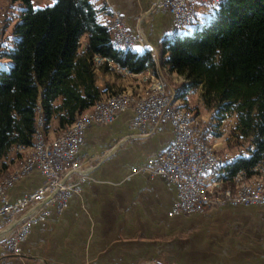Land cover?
Returning <instances> with one entry per match:
<instances>
[{
  "label": "crops",
  "instance_id": "obj_1",
  "mask_svg": "<svg viewBox=\"0 0 264 264\" xmlns=\"http://www.w3.org/2000/svg\"><path fill=\"white\" fill-rule=\"evenodd\" d=\"M162 1L107 0L97 17L102 23H110L111 16L103 10L119 14L127 31L136 37L130 48L136 52L156 50L157 54L161 38L175 29ZM30 2L36 7L43 0ZM90 2L100 9V3ZM210 14L211 10L200 11L189 30ZM6 21L7 16L0 48L12 46V39L4 37ZM86 42L84 34L78 53L85 49ZM165 56L160 54L162 59ZM153 60L152 68L138 72L143 77L163 73L168 87L177 91L176 101L187 104L190 87L186 86L185 75L170 70L166 64L159 65L157 56ZM115 64L113 61L93 68L100 94L131 93L145 87L143 83L138 88L141 80L118 72ZM194 91L198 96L200 87H194ZM131 117L132 110L128 108L109 123L85 127L74 155L79 165L72 179H80L76 190L59 213L51 203L44 204L43 209L48 210L44 223L31 226L20 242L18 255L6 252L0 242V264H40L36 256L52 264H264V204H224L202 213L169 214L175 199L174 187L157 174H129V168L161 151L173 137V128L166 120L133 127ZM56 132V120L51 119L46 135L52 137ZM224 138L208 143L224 147ZM11 155L0 178L19 163L20 159ZM261 176L264 178V173ZM41 182L39 171L32 169L5 188L6 196L14 198ZM3 221L0 218V223Z\"/></svg>",
  "mask_w": 264,
  "mask_h": 264
},
{
  "label": "trees",
  "instance_id": "obj_2",
  "mask_svg": "<svg viewBox=\"0 0 264 264\" xmlns=\"http://www.w3.org/2000/svg\"><path fill=\"white\" fill-rule=\"evenodd\" d=\"M19 1L23 6L11 26L12 46L0 48V58L9 61L0 67V159L15 144L35 143L37 117L42 133L51 119L60 132L100 99L93 54L131 72L154 64L150 49L121 48L90 0H53L42 7ZM84 34L86 47L78 53ZM161 53H166L163 59ZM157 61L184 74L186 86L200 87L198 98L211 111L203 139L204 132L233 116L224 142L236 152L222 170L251 165L264 147V0H219L189 32L164 35ZM246 151L250 155L242 156ZM5 167L2 161L0 171Z\"/></svg>",
  "mask_w": 264,
  "mask_h": 264
},
{
  "label": "built area",
  "instance_id": "obj_3",
  "mask_svg": "<svg viewBox=\"0 0 264 264\" xmlns=\"http://www.w3.org/2000/svg\"><path fill=\"white\" fill-rule=\"evenodd\" d=\"M206 2L163 0L162 5L170 14L175 27L193 21L203 11ZM2 4L0 2V42L3 34L1 15H6ZM115 23L117 41L132 45L136 37L127 31L119 14ZM91 61L94 67L113 62L109 57L98 54H93ZM115 69L122 70V74L136 75L138 80L143 77V73L131 72L117 64ZM166 93H171V88H166L163 81H156L147 90L139 92V95L118 94L111 101H103L100 94V104L95 109V115L88 118H78L76 115V129L64 131L61 139L53 140L52 145L43 144L37 117L36 156L30 157L29 163L22 168L14 169L13 175H5L0 179V218L4 219L0 223V231L4 230L0 234V242L4 249L17 253L20 242L31 226L35 222L44 223L48 212L43 209L44 204L51 203L53 210L58 212L71 192L76 190L80 179H72L79 165L74 155L82 142L85 127L90 123H109L117 113L128 108L132 110L130 125L133 127L147 121L166 120L173 128V137L161 151L129 168V174H157L174 187L175 199L169 214L202 213L209 207L224 204H264V178L261 176L264 173V147L251 165L232 171L227 169L226 177H218L221 165L233 158L234 153L205 141L201 136L205 126L200 125L197 116L190 109L174 107L171 102H166ZM21 146L24 145L12 146L14 159L21 155ZM250 153L246 151L242 156ZM32 169L39 171L42 182L21 195L8 198L5 188Z\"/></svg>",
  "mask_w": 264,
  "mask_h": 264
},
{
  "label": "rangeland",
  "instance_id": "obj_4",
  "mask_svg": "<svg viewBox=\"0 0 264 264\" xmlns=\"http://www.w3.org/2000/svg\"><path fill=\"white\" fill-rule=\"evenodd\" d=\"M0 2H3V6H5V9H6V15H3V16H1V24H3L4 23V21H5V17L7 16V20H8V22H7V25H5V27H4V37H5V39L6 40H9V39H12V34H11V26H12V24L17 20V17H18V13H19V10H20V8L23 6V4L21 3V1H19V0H0ZM53 2V0H43V2L42 3H40V4H38V6H36V7H42V6H44V5H48V4H51ZM97 2V1H96ZM98 3H100V2H98ZM106 3H107V0H103V1H101V5L103 6V7H105L106 6ZM213 8L214 7H212L211 5H207V6H205L204 7V10L203 11H207V12H209L210 10L212 11L213 10ZM107 13L111 16V20H110V23H109V27L111 28V26L113 25L112 23H114L115 22V19H117V17H118V15H113L111 12H109V11H107ZM195 20V19H194ZM193 20V21H194ZM189 25H185V26H183L182 27V30L183 31H190L189 29H190V27H188ZM112 30V29H111ZM174 30H176V31H179V30H181V29H178V28H175ZM114 38V37H113ZM116 42V41H115ZM131 47V46H130ZM121 48H126V47H121ZM151 53H152V55L153 56H157V54H156V50L155 51H152L151 50ZM8 64H9V61L6 59V58H4V57H1V59H0V67H7L8 66ZM118 72H120L121 73V70L120 69H116ZM157 74L159 75V76H157ZM161 76V77H160ZM156 77V78H155ZM157 78H161L162 80H163V82H165V87L167 88V78H166V76L163 74V73H161V72H156V74L155 75H153V76H150V77H146V76H144V77H142V79H141V83H140V86L138 87V88H141V87H143L144 86V84H145V87L142 89V90H137V91H135V92H131V93H127V92H110V93H108V94H104V95H102V99L105 97V98H107V97H109L110 95H113V94H122V95H135V94H138L139 95V92H143V91H145V90H147L151 85H152V82L154 81V80H156ZM134 80L136 81L137 80V78H134ZM144 83V84H143ZM138 85H139V83H138ZM137 87V84L135 85V87H134V89ZM120 90H125V88H123V89H120ZM127 90V89H126ZM129 90H133V89H129ZM175 91H176V89H175ZM175 91L174 90H172V93H169V94H174V99L176 100V94H175ZM187 93H188V96H189V102L186 104V103H184L183 105L182 104H180L179 103V105L181 106L182 105V107H184V108H186V109H189V108H191L190 110L197 116V118L200 120V125H204L205 126V128L206 127H208L209 126V128H210V125H209V119H210V114H211V111L210 110H207V109H205L203 106H202V104H201V102H200V100H199V98H198V96L196 95V93H195V91H194V88L192 89V88H189L188 90H187ZM99 101H100V99L98 100V101H96L95 102V104L92 106V107H90V109H89V113H93V112H95V109H97L98 108V103H99ZM178 103V102H177ZM185 105V106H184ZM233 120H234V118H233V116L231 117H228V118H226V119H223L222 121H221V123H220V125L219 126H217V127H215V129L211 132V131H206V132H204L203 133V137H204V139L207 141V142H210L209 140H212V141H218V140H222L221 138L223 137V136H226L227 135V130H228V128L232 125V123H233ZM41 121V120H40ZM39 121V122H40ZM63 131V130H62ZM62 131H60V132H58V130H57V134L55 133V135L54 136H52V137H50V136H47L46 134H44V135H42L43 136V138H42V142H44V144H49V143H51V141H52V139L54 138V137H57V136H59L60 134H62L61 132ZM218 136H221V137H218ZM37 139H38V132H36V141H37ZM224 140V139H223ZM36 141H35V143L31 146V148H29V146L28 147H22V157L20 158V157H18L17 159H20L19 160V163L16 165V166H14V167H17L19 164H20V161H21V164L19 165V167H17V168H15V169H20V168H22L24 165H26L27 163H28V161H29V159H30V157H31V153H34L36 150H37V145H36ZM223 146V145H222ZM221 148H223V147H221ZM224 148H226V149H228V150H230L231 152H236L235 151V148H230V147H226L225 146V144H224ZM220 149V148H219ZM13 155V153H12V150L10 149L9 150V153H8V155L6 156V157H4V158H2V160H3V162L6 164V162L8 161V157L10 156V155ZM11 155V156H12ZM0 161H1V159H0ZM6 161V162H5ZM13 167V168H14ZM13 168H11L10 170H12ZM4 170V169H3ZM10 170L9 171H5L4 172V174L5 175H8V173L10 172ZM7 172V173H6ZM3 174V175H4ZM14 174V170L9 174V175H13ZM4 175V176H5ZM4 176H2V177H4ZM1 177V178H2ZM0 178V179H1ZM56 212V211H55ZM60 211H58V212H56V213H59ZM2 243V242H1ZM6 251V250H5ZM6 252H8V253H12V254H16V255H18L19 254V252H20V247H19V251L17 252V253H15V252H12V251H6ZM37 258H36V260L38 261V262H40V264H52V263H50V262H48V261H46L42 256H36ZM145 264H156V263H150V262H146Z\"/></svg>",
  "mask_w": 264,
  "mask_h": 264
},
{
  "label": "bare ground",
  "instance_id": "obj_5",
  "mask_svg": "<svg viewBox=\"0 0 264 264\" xmlns=\"http://www.w3.org/2000/svg\"><path fill=\"white\" fill-rule=\"evenodd\" d=\"M92 1H97V2H100V8H101V1H103V0H92ZM218 2H219V0H207V2L205 3V5H204V7L205 6H207V5H211L212 7H215L217 4H218ZM203 10H204V8H203ZM107 12V11H106ZM1 16H3V15H1ZM118 18V17H117ZM116 20V19H115ZM193 21H191V22H188V24H177L175 27H173V28H178V29H182V27L183 26H185V25H190L191 23H192ZM113 25L111 26V28L110 29H112L111 31H112V33H113V36L115 37V41L117 42V44L120 46V47H130V46H132V45H128V44H124V43H122V42H120V41H117V33H116V23L114 22V23H112ZM121 72H122V70H121ZM136 76V75H135ZM156 78V77H155ZM142 78H140V80H141ZM156 81H163L161 78H157L156 80H154L153 82H156ZM171 93H172V90H171ZM116 95H118V94H113V95H110L109 97H107V98H103L102 100L103 101H111L112 99H114L115 97H116ZM133 95V94H132ZM135 95H138V94H135ZM175 97H174V94H169V93H166V102H171L172 104H173V106L174 107H182V105L180 106L179 105V103H177V101L174 99ZM99 104H100V101H99V103H98V107H99ZM92 107V106H91ZM182 109H186V108H184V107H182ZM93 115H95V112H93V113H89V110H85L80 116H78V118H88V117H90V116H93ZM40 119L38 120V127H40ZM76 121V120H75ZM73 122L71 125H69L66 129H64L61 133L63 134V132L64 131H67V130H75L76 129V122ZM62 134H60L59 136H57V137H54L53 139H52V141H51V143H49V144H47V145H52L53 144V140H59V139H61V136H62ZM42 135H44L43 133H42ZM42 138H43V136H42ZM44 139V138H43ZM43 144H44V142H43ZM44 145H46V144H44ZM22 147L23 146H21V155L19 156L20 158L22 157ZM29 148H31V146L29 147ZM36 153H37V150L34 152V153H31V157H35L36 156ZM246 157V156H245ZM15 159H17V158H15ZM29 161H30V159H29ZM29 161H28V163H29ZM223 168H220L219 170H218V177H226L227 176V170H222ZM4 232V230H2V231H0V234H2Z\"/></svg>",
  "mask_w": 264,
  "mask_h": 264
}]
</instances>
